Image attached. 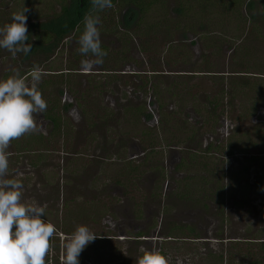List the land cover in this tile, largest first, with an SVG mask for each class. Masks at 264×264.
I'll return each instance as SVG.
<instances>
[{"label": "rangeland", "instance_id": "rangeland-1", "mask_svg": "<svg viewBox=\"0 0 264 264\" xmlns=\"http://www.w3.org/2000/svg\"><path fill=\"white\" fill-rule=\"evenodd\" d=\"M208 1L202 0V3ZM195 3L193 0H163L155 5L145 19L156 25L152 47L157 55L152 53L150 58L137 53L138 42L143 40L136 34L139 29L132 27L137 14L126 8L119 10L122 23L132 28L128 38L133 39L129 41L133 46H124L127 51L120 56L123 46H118V38L121 39L119 33L125 31L121 32L123 25L119 26V32L118 27L115 29L118 7L105 9L99 13L100 39L108 55L102 65L89 70L82 66V61L94 58L79 54L76 33L40 44L36 33L44 36V32L38 28L32 37L36 26H48L63 15V6L71 7V16L85 15L88 0H0V26L11 22L12 14L23 6L29 9L25 13L29 36L26 43L32 45L27 55L17 53L15 58L0 49V79L11 74L14 68L27 74L33 65H38L44 72L39 89L47 102V110L36 116L37 131L12 141L8 152L9 178L22 182L26 203L47 205L44 219L57 228L51 239L54 247L46 262L52 257V264H57L58 260L62 264L66 238L81 224L97 238L81 252L79 264H135L141 249H158L168 242L169 264H233L229 260L230 252L236 256L248 249L255 251L258 244L264 242V197L255 190L259 178L264 177V132L254 129L259 124L256 120L264 123L263 107L260 106L253 117L241 120L238 104L231 103L224 117L215 124L211 119L204 120L202 112H194L192 98H172L168 94L164 112H175L177 121L170 125L177 126L176 130L184 128L183 123L189 121L191 126L202 130L192 142L186 140L188 134L174 131L172 140L163 129L156 130L160 135L151 159L145 157L146 144L139 143L142 126L147 127L148 121L144 118L141 123L134 121L137 126L128 116H123L120 109L121 104L137 107L147 103L138 99L139 78L131 80L118 75L127 67L125 55L142 63L143 59L145 63L154 62L151 68L167 71L163 81H177L181 83L177 89L181 95L191 90L200 99L204 94H216L225 84L222 79H249L264 74V2L259 0L250 9L243 4L239 7L240 17H227L222 23L215 19L216 15L206 24L201 21L205 29L212 27L206 46L211 44L212 37L219 40L218 49L213 47L206 52L202 48L205 44L198 37L202 27L196 17L200 12L208 13L194 6ZM188 7L193 10L189 11ZM179 10L185 13L184 18H180ZM177 22L200 31L191 36L182 35L174 29ZM218 23L220 25H214ZM195 41L199 44L191 50V43ZM167 46L184 47L167 60L160 59ZM145 63L140 65L139 71H149L150 66ZM209 71L217 75L210 77ZM150 97L155 101V97ZM243 102L247 107L249 100ZM227 103L224 101V105ZM52 117H58L63 123L57 130L48 119ZM152 118L150 116L149 120ZM211 134L225 140L218 154L221 160L215 165L221 168L226 184L210 174L206 179L209 185H205L207 190L203 192L206 196L210 192L212 199L204 197L200 190L194 195L198 202L180 199L179 194L186 192L184 177L198 175L200 165L188 163L189 170L198 171L194 170L192 175L187 174L189 170L182 172L176 168L188 156L187 151L193 154L200 150V144H205ZM123 135H127V140L125 147L120 148L118 138ZM232 136H235L233 141ZM230 145H235L236 154L227 159L226 149ZM141 154L145 155L141 157ZM39 159L41 161H37ZM175 226L191 227L195 232L191 239H187V235L169 239L171 232L177 234ZM123 231L126 239L118 242L123 238L119 232ZM185 232L188 234L187 230ZM140 233L144 234L147 244L137 242L136 236ZM242 261L236 256L234 264Z\"/></svg>", "mask_w": 264, "mask_h": 264}, {"label": "clouds", "instance_id": "clouds-1", "mask_svg": "<svg viewBox=\"0 0 264 264\" xmlns=\"http://www.w3.org/2000/svg\"><path fill=\"white\" fill-rule=\"evenodd\" d=\"M90 3L77 41L79 54L94 58L82 61V66L89 70L102 65L108 55L101 47L99 13L114 7L112 0H90ZM28 11L23 6L12 14L11 22L0 26V49L7 50L13 58L17 53L27 55L32 49L26 43ZM43 75V70L33 65L27 74L14 68L0 79V264H46L51 239L57 231L53 223L44 219L47 205L26 203L22 182L9 178L8 149L12 141L35 133L36 116L48 107L39 89ZM96 238L86 225H77L66 238L62 264H79L81 252ZM141 252L135 264H169L159 249H141Z\"/></svg>", "mask_w": 264, "mask_h": 264}, {"label": "trees", "instance_id": "trees-1", "mask_svg": "<svg viewBox=\"0 0 264 264\" xmlns=\"http://www.w3.org/2000/svg\"><path fill=\"white\" fill-rule=\"evenodd\" d=\"M89 1V8L86 12H88L90 10L91 7V3L90 0ZM160 0H123V2L127 5H132L134 6L139 13H141L142 18L144 19L146 17L147 13H150L155 5H157V3H159ZM196 3H199L197 5V7H201L203 8V11L206 12L204 9L206 8H212L213 12L209 13V17L208 19H213V15H216L215 19L219 20V23H222V21L224 20V18L229 17V19L231 18V16L237 15V17H240V11H239V7H241L244 2L243 0H210L207 3H202V0H193ZM264 2V0L262 1ZM112 3L114 5V7L109 8L110 10L115 9V7H118V0H112ZM264 4V3H262ZM253 6V3L250 5ZM189 11L193 10L192 7H188ZM78 10H81L80 8H77ZM188 11V12H189ZM71 7H68V5L63 6V10H62V14L61 16L57 17L56 20L52 23H49L48 26L45 25L44 27H39L36 26L35 30L32 31V37L35 34V32L38 31V28L40 29L39 31H43L44 32V36L42 34L38 35V32L36 33V38H37V42L44 43L43 41H50V43H52L54 41V38H59L60 36H64L70 33H76V35H80L82 30H83V17L84 15L81 14H77V15H73L71 16ZM208 13V12H207ZM232 13V14H230ZM240 15V16H239ZM262 15L264 18V5L262 7ZM219 17V18H218ZM236 17V16H235ZM234 17V18H235ZM199 19V18H197ZM238 19V18H235ZM198 21V20H197ZM210 23V21H209ZM214 24V25H220V24ZM199 26L202 27L201 31L198 33L200 40L205 44V46H202L204 52L209 51V49L216 47V49H218L217 43L219 42V40L216 38L211 39V44H209L208 46H206V40H207V34H212L209 31H212V27L211 29L206 28L205 29V25L206 22H204V24L202 25L201 23H197ZM116 27H118V24L115 25V29ZM156 25L152 28H155ZM188 27L190 29H192V31H195L194 28L196 27H191L188 25H184L182 22H177V25L175 26L174 29H176V31H183L184 29L185 31L188 30ZM173 29V30H174ZM42 35L43 37L40 38ZM50 43H46V44H50ZM184 46H167V53H169V55L171 56L173 53H176L177 50L179 49H183ZM104 51L107 52V49L105 47H102ZM157 71V70H155ZM194 72H201V71H194ZM209 76L212 77L211 75H217V74H211V72L209 71ZM260 75L264 76V74H259L256 77H251L249 79L247 78H236V79H227L224 80L222 79V82L225 84H222L219 91L215 94H204L203 96H201V99L198 98L197 94H192L191 90H188L186 92H183V95L180 94V92L177 90L178 86L181 85V83L177 82V81H171V82H165L163 81V77H159V76H155L154 79H147L146 82H143V86H141V89H146L147 87H149L147 89L146 92H152L153 96L155 97V100L158 103L159 106V110H160V121H159V127L155 128L154 130H152L151 128H148L146 126H142L143 128L140 131V136L141 138H139L140 143L144 146L146 144V146L144 147L146 150H148L147 152V159H151L153 152L155 150V144H156V138L157 136L160 135V133H158V130L163 129L164 131H166L167 135H169L170 139H174V131L176 133H181V134H188L189 136L186 137V140H188L189 142H192L193 138L195 139V136H197L198 134L201 133V128H198L196 125V128L194 126H191L189 121H185L183 124V127H178L176 130L174 129L177 126H171L170 123L175 124L177 121L176 119H174V115L175 112H169L166 113L165 108L167 107L166 104V96L169 94L171 95L172 98H179V96H183V97H188L192 98L191 103H192V107L194 112L198 114L199 112H202V118L205 119H211L212 122H214L215 124H218V122H220L221 118L224 117V113L227 111V109H229L232 105L231 103H234L235 105L239 106L240 110H241V116L240 119L241 120H247L251 117H253L254 115H256L258 108L261 106L264 108V77H259ZM170 76V75H169ZM179 76V75H178ZM215 77V76H213ZM217 77V76H216ZM243 77V76H242ZM166 78V77H164ZM150 80V81H149ZM153 80V81H152ZM228 82V83H227ZM248 99L249 103L247 105V107H245L244 104V100ZM237 100H239V103L237 102ZM224 101H226L227 105H224ZM198 106L202 107V108H198ZM196 107V108H195ZM245 107V109H244ZM123 116H128L129 119H131V121L133 120V122L135 121L136 123H141L143 122V117L146 116V108L143 105L137 106V107H127L126 109H124L123 111ZM219 118V121H218ZM50 119L51 124L53 125V129L57 130L59 129V127L61 126V123L58 117H52V118H48ZM134 122V123H135ZM135 123V124H136ZM137 125V124H136ZM138 126V125H137ZM180 128V129H179ZM255 131L258 132L259 128H254ZM157 130V131H156ZM199 130V131H198ZM196 131L197 134H196ZM156 136V137H155ZM127 135H123V137H121V141H120V148H124V143L127 140ZM235 138V136L231 137V141H233ZM169 139V138H168ZM250 140V139H248ZM252 141V140H250ZM227 142V141H226ZM123 143V145H122ZM229 143V142H227ZM29 144V143H27ZM25 148L28 149L29 146L25 145ZM222 148V145L217 146H211L208 151L204 150V147L202 144H200L199 149L197 151H194L193 154H190V151H187L188 156L186 157V159H182L181 162L179 163V165L177 166L176 170L177 171H188L189 169L187 168L188 163L193 162L195 165L198 164L200 165L198 168V170L201 172H199L198 175H193L192 177L190 176H185L184 177V181L186 184V192L185 193H180L179 194V198L183 199V200H195L196 202H198V198L194 197L195 195V191L197 193V191H206L207 187L209 184L207 182V177L208 175H212L214 178H216L218 176L219 171H221L220 167H218L217 165H215V162L218 161V159L221 160L220 157L217 156V158L215 157L217 153H220V149ZM212 151H214V153H212ZM227 153H226V157L227 159H229L230 157H232L233 155L236 154V147L235 145H230L229 148L226 149ZM214 156V157H213ZM226 160V159H225ZM37 161H41L40 159ZM194 165V167H195ZM190 167V166H189ZM138 169V167H137ZM197 169H193V170H189L187 172V174L192 175V172ZM222 172V171H221ZM205 173V174H204ZM224 178V174L223 172L221 173V178L220 180H223ZM206 185V186H205ZM220 189V188H219ZM209 194L206 196L204 195V192L202 193L204 195V197L206 198H210L212 199V196L210 195V192H208ZM221 191H219V194L221 195ZM219 196V195H218ZM207 207V206H205ZM176 227V226H175ZM174 230H177L176 233L177 234H172L173 232H171V234H167L169 239L175 238V235L178 236H182L185 237L186 235L189 236V238L187 239H191L190 237L193 236L192 232H195V230L191 227H176L174 228ZM188 231V234L185 231ZM144 234L140 233L138 235V238L143 237ZM100 238V237H99ZM179 239V238H178ZM197 239V238H194ZM167 242V241H165ZM253 243V242H250ZM169 242L164 244L163 246H160L158 249L161 250L163 252V254L169 258V255L167 253V247ZM53 248L54 245L51 244ZM258 248L254 249H248V251L243 252L241 254H236V256H239L243 259V261L239 264H264V242H261L258 244ZM99 246L97 247L96 245V249H98ZM99 252V251H98ZM241 252V251H240ZM230 262H232L233 264L236 263V256L235 254L232 252H230ZM142 255V253L140 254ZM180 255V254H179ZM248 260V262H247ZM54 261V259L52 257H50L48 259V261L46 262V264H52ZM57 264L59 263V260L57 262Z\"/></svg>", "mask_w": 264, "mask_h": 264}, {"label": "flooded vegetation", "instance_id": "flooded-vegetation-1", "mask_svg": "<svg viewBox=\"0 0 264 264\" xmlns=\"http://www.w3.org/2000/svg\"><path fill=\"white\" fill-rule=\"evenodd\" d=\"M257 1H259V0H253V1L252 0H243L244 4L248 5V9L256 6V4H258ZM261 1H263V0H261ZM159 3H163V0H160ZM252 3H253V6H250ZM198 4L199 3H195L194 6L197 7ZM124 8H126L128 11H131L132 13H136L137 14L136 19L134 21V26H132V27H135V28L139 29L136 32V34H140L141 38L143 39L141 42H138L137 53L142 55L143 58L144 57L150 58L152 56V53H155V55H157V52L152 47V46H154V36H153V34H154L153 29L154 28H152V27H154L155 24H153V22H150V19L148 21L145 20V19L149 18L148 17L149 13H147L146 17L143 19L141 13H139L138 10L134 6L125 4L123 2V0H118V32L120 30L119 26H122V25H123V28H121V32L123 30L125 31V32L119 33V35H121V39L118 38L120 40V42L118 41V46L119 47L123 46V48H122V50L120 52L121 53L120 56L123 57L122 54L127 51V48H130V46H133L132 44H129V41H132L133 39L128 38L129 35H131L130 32H131L132 28L130 27V25H126V24L122 23L123 20H121L122 19V15H121L122 12L119 9H124ZM198 8L203 10L202 6L198 7ZM204 10L206 12H208V14H204V13L200 12L199 13V17H196V18H199L198 21H197L198 23H201V21L203 23L206 22L207 18L209 17V13L213 12L211 7L210 8H206ZM179 13H181L180 14L181 15L180 18H184L185 17L184 16L185 13H183L181 10H179ZM154 18L155 17H153L151 19L153 20ZM132 20L133 19L130 18V21H132ZM198 31H200V29H198ZM198 31L197 30L192 31V29H190L188 27V30L185 31V29H184V32L181 30V31H179V33H181L182 35H190L191 36L192 35L191 33L195 34ZM122 35H124V36H122ZM198 37H199V35H198ZM195 38H196V40L198 42L197 37H195ZM199 39H200V37H199ZM197 42L195 41L194 43H191V46H190L191 50H192V48L194 46L199 44ZM124 46H129V47L125 48ZM163 54L164 55L161 56L160 59L167 60V58L170 56L169 53H167V51H166V53H163ZM143 58H141V59H143ZM124 59H127V60H124ZM124 59L122 58V60H124L125 62L128 61V62H126V64L128 63L127 67H126V69H125V71L123 73H118V75L121 74L120 76H125V77L128 76L131 80L132 79L133 80L134 79H138V78L140 79V83L138 84V89H139L138 91H140L139 94H138V99H140L142 102H144V101L147 102L145 104L146 106L144 105L145 108H146V116L143 117V118L146 120V122L148 121V123H149L147 125V127L151 128L152 130H154L155 128L159 127V121H160V118H161L159 106H158L157 101L156 100L153 101L152 97H150V96H153L152 92L151 93L150 92L149 93L146 92L147 89L149 87H151V86L147 87L145 90L141 89V86H143V82H146L147 79H152V78L154 79L155 76H159V77L165 76V74H166L165 72H167V71L164 72V71H159L157 69L151 68L154 65V62H151L150 60H148V62L145 63L144 59H143V62L146 65L150 66L149 71H139L140 65L142 66L144 63H142L138 59L134 60L131 57L128 58L126 55H125ZM140 63H142V64H140ZM155 70H157V71H155ZM118 72H120V71H118ZM167 76H169V75H167ZM152 101H153V103H152L153 106L150 105ZM120 107H121L120 109H122V112H123L124 109H126L128 106H126V105L123 106L121 104ZM124 107H126V108H124ZM118 111H119V108H118ZM150 116L153 117L152 120H149ZM144 119H143V121H144ZM258 122H259V124L256 125L257 128H259V131H263L264 132V123H262V121L260 119L256 120V123H258ZM118 139H119L118 143L120 144L121 137L118 138ZM209 140H210V142H209ZM209 140H207V142L205 144H203L204 150H206V151H208V149L211 146H217L218 147L219 145H222V143H224V141H225L224 139L220 140L219 137L215 138V136H213L212 134L210 135ZM140 150H143L142 147H140ZM142 152L144 153V151H142ZM147 153H146V155L145 154H141V157L145 155V157L147 158ZM212 153H214V151H212ZM218 154L219 153H217L216 155L218 156ZM136 156L140 157L139 154H137ZM234 156L235 155H233L232 157H234ZM252 159L253 158L250 157V160H252ZM216 178H218L220 180L221 175H218ZM221 181L226 184L225 180H220V182ZM255 190L257 191L259 196H263L264 197V177L259 178L258 183L255 185ZM119 234H120V237H123V238H119L118 242L119 241H121V242L124 241L126 239V233L123 231V232H119ZM136 238H137V242H140V241H143L145 243L147 242V241L143 240L145 238L144 236L141 237V238H138V236H136Z\"/></svg>", "mask_w": 264, "mask_h": 264}]
</instances>
